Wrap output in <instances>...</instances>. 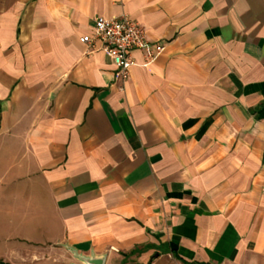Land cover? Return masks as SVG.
Instances as JSON below:
<instances>
[{"label": "crops", "instance_id": "obj_1", "mask_svg": "<svg viewBox=\"0 0 264 264\" xmlns=\"http://www.w3.org/2000/svg\"><path fill=\"white\" fill-rule=\"evenodd\" d=\"M123 14L127 81L81 41ZM74 250L264 264V0H0V263Z\"/></svg>", "mask_w": 264, "mask_h": 264}, {"label": "built area", "instance_id": "obj_2", "mask_svg": "<svg viewBox=\"0 0 264 264\" xmlns=\"http://www.w3.org/2000/svg\"><path fill=\"white\" fill-rule=\"evenodd\" d=\"M81 41L89 46H95L96 41L102 43V49L109 53L116 65L115 78L127 81L134 65L132 52L147 45L146 31L141 24L123 14L114 18L98 16L93 20V34L81 37ZM161 52L162 45H158ZM150 53L148 59H152Z\"/></svg>", "mask_w": 264, "mask_h": 264}, {"label": "water", "instance_id": "obj_3", "mask_svg": "<svg viewBox=\"0 0 264 264\" xmlns=\"http://www.w3.org/2000/svg\"><path fill=\"white\" fill-rule=\"evenodd\" d=\"M75 256L83 263V264H105L106 257L105 256H96L92 254L90 256L79 254L74 250Z\"/></svg>", "mask_w": 264, "mask_h": 264}, {"label": "trees", "instance_id": "obj_4", "mask_svg": "<svg viewBox=\"0 0 264 264\" xmlns=\"http://www.w3.org/2000/svg\"><path fill=\"white\" fill-rule=\"evenodd\" d=\"M1 264V263H0Z\"/></svg>", "mask_w": 264, "mask_h": 264}]
</instances>
